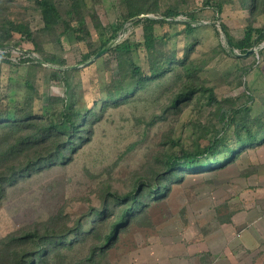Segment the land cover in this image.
Wrapping results in <instances>:
<instances>
[{
    "label": "rangeland",
    "instance_id": "obj_1",
    "mask_svg": "<svg viewBox=\"0 0 264 264\" xmlns=\"http://www.w3.org/2000/svg\"><path fill=\"white\" fill-rule=\"evenodd\" d=\"M56 1L63 17L48 28L34 0H0V38L9 45V55L0 50V115L33 112L49 121L61 118L69 102L73 110L87 113L77 144L62 146V160L4 184L0 264L9 261L6 254L15 247H33L10 241L12 236L35 230L68 235L71 241L46 242L48 255L38 264H263L253 259L258 250H244L235 242L228 251L236 232L229 223L239 210V169L261 153L264 143L233 155H210L212 164L181 169L176 176L166 160L182 149H205L223 129V115L246 114L247 105L253 115L264 110V42L244 55L229 46L222 26L234 41L250 25L264 27V0H209L223 2L220 13L205 7L206 0H133L130 10L140 14L129 19L127 0H80V12L72 16L66 11L74 0ZM170 8L182 13L173 22L154 24L152 49L140 46L143 24L134 21L168 19L164 13ZM191 15L200 24L189 33L184 21ZM80 17L85 20L80 31L66 30L68 24L78 27ZM10 21L27 22L31 38L16 31L7 35ZM108 38L113 44L95 58ZM27 55L34 60H20ZM166 56L172 59L168 72L108 100L122 87H135L134 65L147 74ZM196 88L175 103L179 94ZM3 119L0 172L14 161L51 157L61 146L63 139L49 138L25 148L18 142L33 128L6 125ZM230 127L234 137L236 128ZM233 179L237 183L231 187ZM133 192L143 206L131 210L117 237L102 248L114 219L132 204L124 197Z\"/></svg>",
    "mask_w": 264,
    "mask_h": 264
},
{
    "label": "trees",
    "instance_id": "obj_2",
    "mask_svg": "<svg viewBox=\"0 0 264 264\" xmlns=\"http://www.w3.org/2000/svg\"><path fill=\"white\" fill-rule=\"evenodd\" d=\"M37 7L41 10L43 20L46 24V27L50 28L55 23L61 20L62 13L60 12L59 6L56 0H34ZM129 5V13L127 19L137 16L140 14V11L131 9L133 5V0H127ZM205 7L210 6L215 9L217 13H220L223 9V2L221 1H209L206 0L204 2ZM80 0H74L72 3V7L66 11V14L69 16L75 15L76 13L80 12ZM182 12L176 8L168 9L164 14L168 17V19L163 18H156L151 16H144L139 17L134 22H140L143 24V37L144 39L140 41L138 44L141 46L143 45L147 49H152L157 40V35L154 34V24L161 23L164 24L165 22H173L172 19L180 15ZM191 20L184 21L185 30L189 33L193 32L195 28L200 24L195 22L196 18L191 15ZM220 18V17H217ZM220 20V19H219ZM221 21V20H220ZM222 22V21H221ZM77 23L79 24L78 27L70 26L69 24L66 26V30H70L71 28L80 31L82 25H85V20L83 17L77 19ZM81 26V27H80ZM223 28H225L228 44L229 46L234 49L238 48L241 52L246 53L251 47L256 46L264 42V27H253L249 26L245 31L243 37L238 39L237 41L233 40L232 35L229 33L227 26L223 23ZM11 28V29H10ZM6 31L8 32L7 35H11L12 31L20 32L23 35L31 38L32 36V29L29 24L25 21H10L9 27H7ZM164 39L169 37L168 34L162 36ZM81 39V35H79ZM111 39H105L102 43V47L106 46ZM9 45L3 42V39L0 38V50H4L1 53L2 55H9V51H6ZM228 47V46H227ZM129 48V47H127ZM234 51V50H233ZM98 52V51H96ZM173 58H176L179 61V55L177 53H172ZM90 56L89 54L87 57ZM7 57V56H6ZM169 56L163 58V61L160 60L158 66L152 65L149 67V73L144 74L143 68L141 65H134L133 66V75L138 78L135 87L126 86L120 88L117 92L111 93L108 96L109 101H113L121 96H126L133 88H139L143 85L144 82L150 80L152 78H156L168 72L170 69L166 65V63L171 59ZM21 61H28L34 60V57L31 55L21 56ZM41 61V60H40ZM138 76V77H137ZM196 89L190 90L188 93H181L179 94L176 99L175 103L181 100H185L191 97L192 93L195 92ZM202 90V89H201ZM211 98L216 101L217 96H215L214 92L210 91ZM246 114H241V116L233 115H223L222 121L224 122V127L221 131L217 132L213 138L210 140L209 144L203 149L202 151H195L191 149H182L180 154L170 156L169 159L166 160L167 170L173 171L174 176L178 173V170L181 169H188L193 170L195 168H202L203 166H208L212 164V160L209 159L210 155L215 156L220 154V152H224L227 155L236 154L237 151L247 149L252 146H258L264 143V110L258 114L251 113L250 105H247ZM249 112V113H248ZM21 114V115H17ZM3 118H7V120L3 119L4 121H8V124H15L19 126L33 128V132L29 135H26L20 139L18 142L19 144H26L27 147H32L34 144L46 142L49 138L63 139L61 141V146L58 148L57 153H54L51 157H41V155L36 159H28V163H21L19 164L17 161L6 165V170L4 172H0V199L2 198V190L4 188V184H11L12 182L16 181L18 178L22 176H26L30 173L31 170L38 168L39 166L54 160H62L65 156L61 152L62 146L68 145L67 148H73L75 144H77L76 138L79 135V132H82L83 121H85L87 113L81 112L80 110H73L72 103L69 102L65 105L63 109L62 116L59 119L52 118L49 121H43L41 119L38 120V117L33 115V112L30 113H5L0 115ZM234 126L236 128V132L234 137L230 136V126ZM66 138V140H64ZM81 140L78 138V141ZM30 144V146H29ZM220 144L223 147H220ZM12 150V149H10ZM221 158V155L220 157ZM173 175V174H172ZM169 179H172L173 176L169 175ZM167 182V181H166ZM165 187V185H163ZM162 187V188H164ZM163 189H156V193L162 192ZM154 193V191H153ZM151 193L150 195H153ZM124 199H131L132 204L128 208L121 209V215L116 217L113 221V227L105 235L104 244L101 246L106 247L109 246L112 240L117 237L116 235L121 231V228L127 223L129 213L131 210L138 209L143 206V202L138 199V195L133 192L128 194ZM77 230V229H76ZM74 230L72 231V233ZM81 232V231H79ZM55 235H51L48 231L46 233H42L38 230L27 232L25 234H21L20 236H12L10 241L16 240L18 242L25 243L30 242L33 247H22L19 246L15 247L12 252L10 251L6 255H8L7 261L5 264H38L42 262L45 257L48 255L49 247L46 245V242L55 245H64L69 244L71 245V241L67 240L68 235H61L59 237H55ZM54 238V239H53ZM101 248V249H102ZM46 260V259H44Z\"/></svg>",
    "mask_w": 264,
    "mask_h": 264
},
{
    "label": "crops",
    "instance_id": "obj_3",
    "mask_svg": "<svg viewBox=\"0 0 264 264\" xmlns=\"http://www.w3.org/2000/svg\"><path fill=\"white\" fill-rule=\"evenodd\" d=\"M260 150L259 155L240 166L239 210L229 219L230 230L236 232L232 234L233 243L230 242L228 252L236 242L245 247L244 250H258L253 257L256 261L264 260V145ZM236 183L233 179L230 186Z\"/></svg>",
    "mask_w": 264,
    "mask_h": 264
},
{
    "label": "water",
    "instance_id": "obj_4",
    "mask_svg": "<svg viewBox=\"0 0 264 264\" xmlns=\"http://www.w3.org/2000/svg\"><path fill=\"white\" fill-rule=\"evenodd\" d=\"M176 18V17H175ZM113 44V42H111V43H109V44H107L104 48H102L101 50H99L96 54H95V58H97V57H99V56H101L103 53H105L108 49H109V47L111 46ZM256 50V48H255V46H253V47H251L244 55H249V54H251V53H253L254 51ZM92 60H90V61H88V62H91ZM87 62V63H88ZM77 66H79V64L78 65H72V67H77Z\"/></svg>",
    "mask_w": 264,
    "mask_h": 264
}]
</instances>
